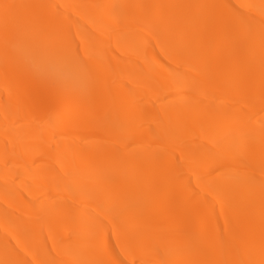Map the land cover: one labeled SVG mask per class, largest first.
I'll list each match as a JSON object with an SVG mask.
<instances>
[{"label": "bare ground", "instance_id": "bare-ground-1", "mask_svg": "<svg viewBox=\"0 0 264 264\" xmlns=\"http://www.w3.org/2000/svg\"><path fill=\"white\" fill-rule=\"evenodd\" d=\"M0 264H264V0H0Z\"/></svg>", "mask_w": 264, "mask_h": 264}]
</instances>
